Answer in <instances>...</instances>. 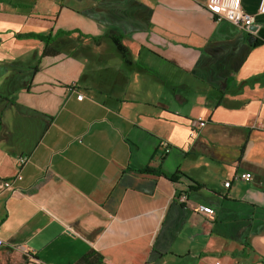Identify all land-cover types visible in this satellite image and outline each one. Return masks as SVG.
I'll return each mask as SVG.
<instances>
[{"label":"crops","instance_id":"0c3cea01","mask_svg":"<svg viewBox=\"0 0 264 264\" xmlns=\"http://www.w3.org/2000/svg\"><path fill=\"white\" fill-rule=\"evenodd\" d=\"M259 2L0 0V264H264Z\"/></svg>","mask_w":264,"mask_h":264},{"label":"built area","instance_id":"2783aa9c","mask_svg":"<svg viewBox=\"0 0 264 264\" xmlns=\"http://www.w3.org/2000/svg\"><path fill=\"white\" fill-rule=\"evenodd\" d=\"M205 6L208 8L209 11L216 14V17L218 20L224 19L227 22H230L236 26H239L240 28H247L251 25L253 21L252 15L246 13L241 5V0H206ZM258 13L264 14V0H260L258 5ZM83 98L82 95L77 97L78 101H81ZM200 126H204L203 122H200ZM168 151V149H166ZM19 166L22 167L26 163V157L22 156L18 159ZM252 175L249 172L240 173L236 176H234V179L236 181H244L249 182L252 180ZM22 180V175L18 173V175L15 178L16 182H19ZM13 182L6 181L2 182V186L4 187H11ZM230 185V181H226L223 183L224 188H228ZM177 202L180 204H187V196L185 193H181L177 197ZM193 211L202 216V218L209 219L213 215V211L211 207L203 206L202 204L196 205L193 208ZM3 244V241L0 239V245ZM26 256L29 257L30 264H48L40 261L39 259L33 257L34 252L28 248H24V246L21 247ZM214 264H223L217 259L214 261Z\"/></svg>","mask_w":264,"mask_h":264},{"label":"trees","instance_id":"16d2710c","mask_svg":"<svg viewBox=\"0 0 264 264\" xmlns=\"http://www.w3.org/2000/svg\"><path fill=\"white\" fill-rule=\"evenodd\" d=\"M40 39L45 41V43H49L52 41V38L50 35H42L39 36ZM46 51H44L45 53ZM47 53V52H46ZM140 172L142 173H155V174H160L159 171H155V169H151L149 167H146L142 169ZM76 264H108L106 261H104V258L97 254L94 251H90L85 253L77 262Z\"/></svg>","mask_w":264,"mask_h":264},{"label":"water","instance_id":"95a60500","mask_svg":"<svg viewBox=\"0 0 264 264\" xmlns=\"http://www.w3.org/2000/svg\"><path fill=\"white\" fill-rule=\"evenodd\" d=\"M0 183H2V181H0Z\"/></svg>","mask_w":264,"mask_h":264}]
</instances>
